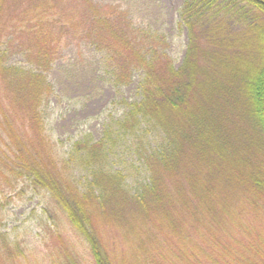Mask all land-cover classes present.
Instances as JSON below:
<instances>
[{"label": "trees", "instance_id": "16d2710c", "mask_svg": "<svg viewBox=\"0 0 264 264\" xmlns=\"http://www.w3.org/2000/svg\"><path fill=\"white\" fill-rule=\"evenodd\" d=\"M7 2L0 0V38L7 25L13 31L0 52V195L48 193L45 211L53 204L62 213H53L56 224L85 239L92 264H160L165 248L172 264H197L202 255L200 264H264L263 254L252 255L243 221L228 229L225 208L236 198L242 217L263 220L264 0H185L179 27L187 49L177 67L162 40L136 31L116 7ZM43 27L54 40L45 42V31L32 37ZM64 40L106 53L117 86H128L136 72L143 77L141 98L124 119L107 123L99 141L61 143L59 156L42 107L53 93L46 74ZM16 52L40 72L8 66ZM127 138L145 173L112 170L111 152Z\"/></svg>", "mask_w": 264, "mask_h": 264}, {"label": "rangeland", "instance_id": "374dc122", "mask_svg": "<svg viewBox=\"0 0 264 264\" xmlns=\"http://www.w3.org/2000/svg\"><path fill=\"white\" fill-rule=\"evenodd\" d=\"M58 1H62L72 10L77 7V1L80 0H50L52 4H58ZM93 1L96 5H109L127 13L136 31H143L157 41L162 40L160 48L166 49V53L175 61L176 67L181 64L187 49V36L179 27V13L185 0ZM12 3L13 0H8L5 6L9 7ZM124 20L125 16H121L118 21L123 24ZM10 27V24L6 26L5 33L0 38L2 42L0 52H4L12 39L13 31ZM40 31H45L42 34L45 42L54 40L48 27L33 31L32 37L35 38ZM52 45L55 50L61 47L58 43L55 45L52 42ZM62 47L63 51L46 74L53 93L45 99L42 107L45 133L53 142L56 153L59 151V156H62L65 149L61 143L69 148L85 137L99 141L104 136L107 123L113 119H124L128 112L127 106L141 98L139 87L143 77L142 72H136L128 86H117L114 83L117 70L109 68L106 53L99 52L95 46L86 43L77 45L65 40ZM12 56L8 66L40 72L37 65L34 66L24 56L17 55V52ZM151 140L155 141V138ZM127 143L128 138L111 152L112 170L131 174L145 173L144 165L139 157L135 156L134 150L128 151ZM131 165L134 166L130 168ZM19 184L30 182L22 179ZM48 197L49 194L46 192L29 189L11 195H0V264H92V249L85 239L65 224H56L53 213L59 217L62 213L55 211L53 204L48 212L45 211ZM235 199L225 203V208H229L232 215L227 224L228 229L243 221L245 227H248L252 255H264V213L263 220L261 216L251 217L250 214L242 217L240 213L242 201ZM223 215L224 213L219 218L223 219ZM219 218L218 221H222ZM235 232L236 229L232 228L231 234ZM193 234L196 235V232ZM3 236L12 245L14 251L12 258L4 250ZM193 238L200 244L201 240L196 239L197 235ZM15 245L18 249H14ZM188 248L191 249L190 244L184 251L186 252ZM164 254L160 264H172L168 248L164 249ZM121 257L122 255L118 256ZM161 258L162 255L158 260ZM200 258L201 261L197 264L204 261V255Z\"/></svg>", "mask_w": 264, "mask_h": 264}]
</instances>
